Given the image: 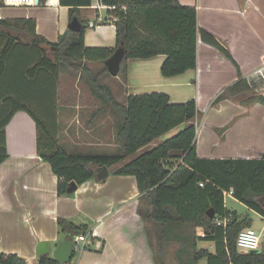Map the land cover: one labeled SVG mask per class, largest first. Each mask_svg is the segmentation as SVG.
<instances>
[{"label": "trees", "instance_id": "16d2710c", "mask_svg": "<svg viewBox=\"0 0 264 264\" xmlns=\"http://www.w3.org/2000/svg\"><path fill=\"white\" fill-rule=\"evenodd\" d=\"M100 2L114 19V48L87 46L85 31L90 22L83 19L81 33L68 29L58 41L51 42L36 32L34 19L10 20L0 16V164L9 156L5 127L17 111L25 110L37 123L38 152L58 176L60 196L74 194L68 192L71 181L81 185L95 179L100 166L112 168L126 160L111 173L135 176L146 205L144 212L140 208V213L153 224L158 263L169 264L164 256L168 226L190 223L204 229L206 235L200 238L213 241L215 250L212 252L191 243L192 253L187 264H199L203 258L207 259V264H264V248L256 252L239 250L238 234L251 226L252 220L247 216L242 222L244 216L230 210L225 205L224 196V191L233 189L235 198L264 218V154L258 157H201L196 146L197 127L193 122L199 114L195 99L174 103L166 92L154 91L128 93L122 102L115 97L111 86L101 81L105 75L111 74L105 60L121 45L126 56L119 74L127 70L124 62L129 58H150L159 54L166 56L161 66L165 77L196 69L199 36L239 69L237 62L216 36L200 28L195 6L182 4L180 0ZM45 3L46 0H40V4ZM60 3L68 6L72 19L80 17V8L91 6L93 0H60ZM4 5L0 0V10ZM90 64H101V67L95 71ZM65 70L74 71L80 77L86 75L92 93L104 106L93 113L94 117L106 112L107 107L115 115V138L119 143L116 152L75 153L58 142L55 130L59 125L58 85ZM251 89L248 81L241 78L225 88L214 103L242 96L245 102L264 104L262 94L246 97ZM49 117H53L50 119L53 123ZM182 125L175 135L140 152ZM128 157L132 158L127 160ZM201 182H204L203 186ZM210 208L216 211L214 218L207 214ZM216 216H229L230 219L226 226H219L215 222ZM58 225L59 233L74 244L73 259L77 254L74 238L87 234L88 228L62 217L58 218ZM90 234L92 236V232ZM70 262L62 263L46 252L29 263L21 255L0 251V264Z\"/></svg>", "mask_w": 264, "mask_h": 264}, {"label": "crops", "instance_id": "0c3cea01", "mask_svg": "<svg viewBox=\"0 0 264 264\" xmlns=\"http://www.w3.org/2000/svg\"><path fill=\"white\" fill-rule=\"evenodd\" d=\"M180 1L197 8L200 28L216 36L231 53L239 69L199 36L197 68L179 75H162L161 66L166 58L163 54L129 58L125 64L126 94L163 91L174 103L195 99L199 114L193 122L197 127L196 146L201 157H251L252 153L262 156L264 104L248 103L244 101L245 97L239 99L237 96L222 99L216 106L214 101L225 88L241 78H245L252 88L247 93L253 91L264 96V0ZM4 4L0 10L2 18L34 19L36 32L51 42L58 41L60 35L69 29L70 11L60 0H46L44 5L40 0L38 3L35 0L28 4ZM79 18L90 22L85 31L87 46H116V27L107 7L98 8L93 1L91 6L80 8ZM59 87L60 81L57 98L60 125V120L65 117L62 111L67 109L60 104ZM96 126H93L94 130ZM98 126L102 128L104 125ZM183 126L174 128L140 152L175 135ZM93 129L88 128L86 132ZM5 133L9 156L0 164L1 252L21 255L33 263L40 255L38 245L44 241L48 245L47 252L54 256L58 245L66 239L59 233L58 218L62 217L88 228L87 242L83 248L77 249L76 258L71 259L70 264H156L155 250L147 231V224L152 222L139 214L142 194L136 178L111 173L126 160L109 168L110 175L106 180L91 179L79 185L73 195L60 196L58 176L38 152V128L34 117L25 110L17 111L5 127ZM75 151L85 153L74 146ZM187 228L192 230V244L209 248L212 252L215 250L213 241L200 238L203 228ZM199 240L208 244L200 246ZM203 259L207 264V259Z\"/></svg>", "mask_w": 264, "mask_h": 264}, {"label": "rangeland", "instance_id": "374dc122", "mask_svg": "<svg viewBox=\"0 0 264 264\" xmlns=\"http://www.w3.org/2000/svg\"><path fill=\"white\" fill-rule=\"evenodd\" d=\"M126 62H124V66ZM90 66L95 71H97L101 67V64H90ZM101 81L111 86L113 90V94L119 101L122 102L125 101V96H126V91L124 89V81H126L125 70L124 71L122 70V72L118 76H113L111 74L105 75ZM59 88H60V102H61L60 104H63L66 107L65 109L67 110H65V112L62 111L63 113H65V117H62V119L60 120L61 124L55 127L56 132L58 134L60 132V134L58 135V140H59L58 142L63 146L68 147L70 151L72 150V152L74 150V146L78 147L79 150L85 153L86 152L87 153L116 152L118 141L114 140L116 139L115 126H114L115 115L109 110V107L106 106L107 107L106 112L99 114L98 117L93 116V113H95L98 109L103 108L104 106L102 105L99 98L94 96V94L92 93V90L87 82L86 75L80 77V75L75 73L74 71L65 70L60 75ZM250 93L254 94V96L260 95L253 91ZM250 93H247L246 97H248ZM233 97L236 96H232V98ZM237 97L239 99L243 98L242 96H237ZM217 104L218 102H215L214 106H216ZM50 119H53V117L48 118V120ZM50 122L53 123L52 120H50ZM102 124L104 126L102 128H98L99 127L98 125H102ZM94 125L95 126L97 125L95 127V130L93 129ZM59 126H60V130H58ZM88 128H92L93 131H90L89 133L86 132V129ZM97 131L99 132V134ZM251 131L253 133L254 130ZM73 134L77 135V137L70 136ZM81 143L83 144L82 146L79 147ZM86 143H90V145H86ZM253 147L256 146L253 145ZM75 153H78V151H75ZM259 155L260 153H252L251 157L259 156ZM140 201H141L140 208L142 212H144L146 209L145 201L143 200L142 197ZM225 203L230 210L236 212L239 216L247 215L252 220L251 226L254 229L259 231L262 227H264V218L258 212L249 208L234 196L227 195L225 197ZM139 214L142 217L144 216L140 212ZM187 227H193V226L190 223H183V224L172 223L167 228V238L164 244L165 246L164 256H165V260L169 264H187V260L191 256L192 244L190 242V239L192 235V230ZM147 229H148L147 231L149 232L148 234L149 238L151 239V245L154 247L156 254L157 240L154 235L153 225L150 223V221L147 224ZM198 242L200 246H205V244H208L205 240H199ZM156 264H160L158 263L157 258H156ZM200 264H206V260L205 259L201 260Z\"/></svg>", "mask_w": 264, "mask_h": 264}, {"label": "water", "instance_id": "95a60500", "mask_svg": "<svg viewBox=\"0 0 264 264\" xmlns=\"http://www.w3.org/2000/svg\"><path fill=\"white\" fill-rule=\"evenodd\" d=\"M38 2L39 0H37V3ZM68 28L72 31L81 33L83 31V23L78 16H74L70 20L68 24ZM125 56H126V50L121 45L118 48H116L113 54L105 60V64L109 72L111 73V75L113 76L119 75V72L121 70V64ZM109 175H110L109 167L106 165H103V166H100L99 170L97 171L95 179L96 181H104L107 179ZM78 187L79 185L76 181H71L68 187V192H75L78 189ZM207 214L211 218H214L216 211L214 208H210L208 209ZM246 218H247V215L244 216V218L242 219V222ZM73 250H74L73 242L70 241L69 239H65L58 245L56 251L54 252V257L62 263H67L73 257ZM47 251H48V245L46 244V242L44 241L40 242L38 245V253L43 254V253H46ZM251 252H256V251L254 250Z\"/></svg>", "mask_w": 264, "mask_h": 264}, {"label": "built area", "instance_id": "2783aa9c", "mask_svg": "<svg viewBox=\"0 0 264 264\" xmlns=\"http://www.w3.org/2000/svg\"><path fill=\"white\" fill-rule=\"evenodd\" d=\"M4 3L7 5H19V4H28V3H34L35 0H3ZM96 2V7H106L104 6L100 0H93ZM201 186L204 185V182L200 183ZM227 195L233 196V189H230L229 191H224V196ZM230 217L225 216H216L215 222L219 226H226ZM206 232L203 231L200 237H205ZM88 239V234L82 233L80 234L76 239V248L80 249L83 248V246L86 244ZM79 245V246H78ZM237 246L241 252H251V251H259L260 249L264 248V228L262 230H256L253 227H245L243 228L237 237Z\"/></svg>", "mask_w": 264, "mask_h": 264}]
</instances>
